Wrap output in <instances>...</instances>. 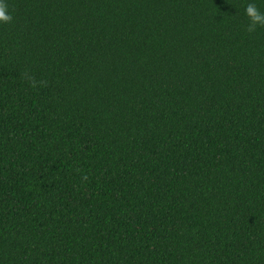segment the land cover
<instances>
[{"label": "trees", "instance_id": "trees-1", "mask_svg": "<svg viewBox=\"0 0 264 264\" xmlns=\"http://www.w3.org/2000/svg\"><path fill=\"white\" fill-rule=\"evenodd\" d=\"M264 0H8L0 264H264Z\"/></svg>", "mask_w": 264, "mask_h": 264}, {"label": "clouds", "instance_id": "clouds-1", "mask_svg": "<svg viewBox=\"0 0 264 264\" xmlns=\"http://www.w3.org/2000/svg\"><path fill=\"white\" fill-rule=\"evenodd\" d=\"M245 15L251 21L248 31H253L256 25H264V12H261L254 4L247 5ZM12 19L13 16L8 5V0H0V24L11 23Z\"/></svg>", "mask_w": 264, "mask_h": 264}]
</instances>
